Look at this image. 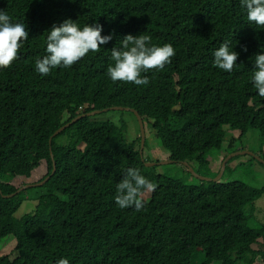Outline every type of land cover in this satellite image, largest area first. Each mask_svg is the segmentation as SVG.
Listing matches in <instances>:
<instances>
[{
  "label": "trees",
  "instance_id": "16d2710c",
  "mask_svg": "<svg viewBox=\"0 0 264 264\" xmlns=\"http://www.w3.org/2000/svg\"><path fill=\"white\" fill-rule=\"evenodd\" d=\"M0 10L29 31L18 58L0 69V244L13 236L18 252L0 264H264V225L251 227L264 188L160 175L142 159L141 140L127 139L124 120L83 118L54 138L77 117L126 108L150 124L171 162L185 170L183 163L210 169L226 127L240 132V141L257 130L264 148V96L252 82L264 28L247 20L240 0H0ZM66 19L98 23L102 35L114 37L71 68L37 73L47 31ZM128 34L176 51L163 69L142 73L147 85L106 75L111 49ZM224 41L239 53L231 72L213 65L212 52ZM44 162L41 182L51 179L43 187L5 198L19 190L12 182L32 178ZM130 167L155 185L141 211L114 201ZM28 200L38 202L34 213L17 219Z\"/></svg>",
  "mask_w": 264,
  "mask_h": 264
},
{
  "label": "clouds",
  "instance_id": "9594fccd",
  "mask_svg": "<svg viewBox=\"0 0 264 264\" xmlns=\"http://www.w3.org/2000/svg\"><path fill=\"white\" fill-rule=\"evenodd\" d=\"M240 5L250 23L264 28V0H240ZM102 32L103 26L98 23L81 26L77 20L66 19L59 25L53 24L47 31L45 55L35 61V71L47 76L52 69L71 68L89 52L99 51L102 45L113 39L114 33L102 35ZM28 39L26 23L14 22L7 12L0 10V69L11 66ZM243 50L247 51V48ZM175 55L176 51L170 43L156 45L151 43L149 35L128 34L120 41V47L111 49L113 63L107 67L106 75L113 82L147 85L149 80L142 73L163 69ZM212 55L214 67L231 72L239 53L233 50L230 42L224 41ZM254 65L252 82L258 94L264 96V49L255 55ZM154 188L155 185L138 168H127L116 185L115 204L120 209L134 207L136 211H141L144 208L142 194ZM56 264H69V260L61 258Z\"/></svg>",
  "mask_w": 264,
  "mask_h": 264
},
{
  "label": "rangeland",
  "instance_id": "374dc122",
  "mask_svg": "<svg viewBox=\"0 0 264 264\" xmlns=\"http://www.w3.org/2000/svg\"><path fill=\"white\" fill-rule=\"evenodd\" d=\"M100 119L112 121L114 123H119L121 120H124L127 122L129 128L126 133L127 139L129 141L137 142L141 140L139 122L134 114L113 111L101 114ZM145 127L148 147H145L143 150L144 159L146 161H152L153 163H162L163 165L158 166L156 171L160 175L182 179V181L186 184H197L198 179L187 173L188 171L190 172L189 168L185 170L171 162L170 154L163 149L160 141L156 137V133L150 127V124L145 122ZM225 130L227 136L223 149L221 151L212 152L208 158L210 162V169L200 171L197 164H191L190 166L196 171H199V176L215 180L221 175L223 164L227 157L231 155H228L231 147L235 146L237 143L235 146L237 153L246 152L249 155H241L239 156V160H235L232 164H230L228 170H226L223 174L221 183L241 182L253 188H264V164L262 165L257 160L254 161L255 158L250 156L251 154L258 157L264 155V148L262 146L260 133L257 130H250L240 141V132L231 131L228 127H226ZM47 172V164L44 162L41 167L36 170L32 178L27 179L19 177L12 182V184L16 188L21 189L29 184L40 183L47 175ZM151 196L152 190H149L148 192L142 194V200L149 202ZM37 205L38 202L36 201L28 200L24 202L21 209L16 214V218L22 219L24 216L34 213ZM256 207L257 212L251 225L253 228H259L261 225H264V198L257 202ZM4 256L10 257L11 260H15L18 257V252L16 251V240L13 236L6 238L0 244V257ZM200 259L201 256L197 258V262H199Z\"/></svg>",
  "mask_w": 264,
  "mask_h": 264
},
{
  "label": "water",
  "instance_id": "95a60500",
  "mask_svg": "<svg viewBox=\"0 0 264 264\" xmlns=\"http://www.w3.org/2000/svg\"><path fill=\"white\" fill-rule=\"evenodd\" d=\"M110 110H106V111H103V112H93V113H90V114H87V115H83V116H80V117H77L71 124H68L66 126H64L62 129H60L55 135H54V138H56L57 136H59L60 134H62L64 131H66L69 127H71L72 125L76 124L77 122H79L81 119L83 118H95L101 114H104V113H107L109 112ZM111 111H123V112H128V113H133L136 118L138 119V122H139V126H140V131H141V157L142 159L144 160V152L143 150L145 149L146 147V142H147V137H146V127H145V122H144V119L140 116V114L137 112V111H133L131 109H126V108H114L112 109ZM53 138V139H54ZM52 139V140H53ZM52 140H51V143H52ZM241 155H249L247 154L246 152H240V153H236V154H233V155H230L224 162L223 164V169H222V172H221V175L215 179V180H211V179H207V178H203L201 176H199L195 171L194 169L188 164V163H183L187 168H189L190 172L193 174V176H195V178H197L198 180L202 181V182H208V183H220L221 180H222V177H223V174L224 172L226 171V168H227V165L229 164V162L236 158V157H239ZM250 156L254 157L258 162L264 164V160H262L260 157L258 156H254L253 154H251ZM52 158L54 159L53 155H52ZM145 162V160H144ZM173 163V162H172ZM160 165H163L162 163L158 164V163H146V166L149 167V168H153V167H158ZM56 173V164L54 163V170H53V173H52V176ZM51 179V177L47 178L44 182H41V183H37V184H29V185H26L24 186L23 188L19 189L18 192L10 197H5V198H12L28 189H32V188H37V187H43L49 180Z\"/></svg>",
  "mask_w": 264,
  "mask_h": 264
}]
</instances>
